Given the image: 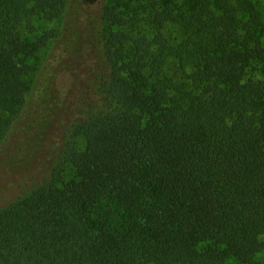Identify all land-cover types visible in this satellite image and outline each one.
Returning <instances> with one entry per match:
<instances>
[{
  "label": "trees",
  "instance_id": "obj_1",
  "mask_svg": "<svg viewBox=\"0 0 264 264\" xmlns=\"http://www.w3.org/2000/svg\"><path fill=\"white\" fill-rule=\"evenodd\" d=\"M30 122L54 140L26 161L43 178L7 185ZM3 168L0 264H264V10L0 0Z\"/></svg>",
  "mask_w": 264,
  "mask_h": 264
},
{
  "label": "rangeland",
  "instance_id": "obj_2",
  "mask_svg": "<svg viewBox=\"0 0 264 264\" xmlns=\"http://www.w3.org/2000/svg\"><path fill=\"white\" fill-rule=\"evenodd\" d=\"M257 3V6L261 9L264 10V0H254ZM62 53L60 49L55 48V47H50L47 50H43L40 54V69L39 71L36 72L35 75L31 77V84L33 83V87L30 89V95H35V96H40L41 94H44L46 92V86L49 81L48 73L47 71L49 70V63L56 55ZM46 64L45 66L43 65ZM51 69V68H50ZM256 77H261L260 72L254 71L252 72ZM42 83V84H41ZM40 84V85H39ZM31 124L26 127L25 130H23L21 135H16L15 138L18 141V145L15 148L9 147L8 145V151L5 155V160L7 161H15L20 165V168H17L18 173L15 174V172L11 175L3 176L4 172L9 171V168H6L4 170H1L2 172L0 173V178L6 179V183L3 181L2 182L9 185L8 183H13L15 182L14 186H28L30 185L33 181L38 182L43 178L42 174H39L36 172L35 175H28L27 176V171L25 170L27 165V160L30 157H37L40 159L41 162L44 164H47V161L45 159L48 149L51 147V143L54 141L53 139L48 137H45L44 134L42 133L41 128L44 127L43 124L39 125V122H30ZM45 164V165H46ZM16 179H18V182L16 183ZM33 182V183H34ZM6 185V186H7ZM22 186H19L20 188ZM16 187H14L15 189ZM21 190V189H17ZM6 197H3L0 195V202L4 201Z\"/></svg>",
  "mask_w": 264,
  "mask_h": 264
}]
</instances>
